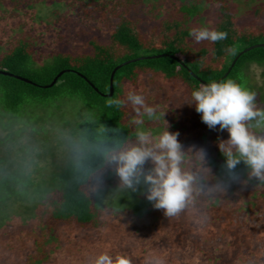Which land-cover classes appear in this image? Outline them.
I'll return each mask as SVG.
<instances>
[{
	"label": "trees",
	"instance_id": "obj_1",
	"mask_svg": "<svg viewBox=\"0 0 264 264\" xmlns=\"http://www.w3.org/2000/svg\"><path fill=\"white\" fill-rule=\"evenodd\" d=\"M211 5L218 12L213 29L226 32L227 39L194 47L190 21ZM258 21L238 25L228 0H0V32L14 22L22 33L0 39V45L6 44L3 51L0 46V264H91L94 255H115L119 246L156 251L172 264L197 259L202 264H261L264 182L250 179L243 162L235 170L239 181L229 180L219 149L229 133L219 126L209 129L190 104L191 92L218 80L240 51L264 43V17ZM70 24L85 34L81 25L104 30L106 39L94 34L84 40L87 50H56L37 64L34 52L44 42L40 28L52 26L62 39ZM143 56L152 57L136 59ZM251 66L264 72V45L241 53L220 81L232 79L254 92L264 109V86L255 87L245 72ZM115 67L113 92L105 95ZM159 76L185 99L188 119L165 108L160 111L164 116L154 120L158 128L151 130L181 128L182 167L199 177L192 200L175 217L153 207L146 185L134 192L122 187L102 154L104 145L136 140L139 127L126 104L108 107V100L125 99L127 83ZM65 102L74 106L72 117L63 115ZM42 116L53 122L42 123ZM46 129L69 137L63 151L54 141L46 148V162L38 164L33 154L41 156L39 147L53 143L42 142L49 137L39 136ZM100 178L106 184H99ZM114 191L120 201L112 199ZM247 250L256 259L244 254Z\"/></svg>",
	"mask_w": 264,
	"mask_h": 264
},
{
	"label": "clouds",
	"instance_id": "obj_2",
	"mask_svg": "<svg viewBox=\"0 0 264 264\" xmlns=\"http://www.w3.org/2000/svg\"><path fill=\"white\" fill-rule=\"evenodd\" d=\"M189 35L197 42H219L227 39V33L208 27L193 28ZM235 54V49H229ZM130 103L136 112L134 122L141 127L136 130V143L123 146L104 145L102 154L107 163L114 165L122 187L136 191L137 186L146 185V198L153 207L162 209L166 217L178 216L186 209L199 177L185 170L182 165L185 153L178 140V132H170L166 125L164 131L153 136L145 130L143 118L158 120L164 113L149 106L145 98L135 91H129L126 99H110L108 107H121ZM201 120L209 129L219 126L227 130L229 137L219 143L225 157V169L229 180L239 181L236 167L241 162L248 170L250 179L264 182V109L257 106L256 94L242 87L232 79L200 84L191 92V103ZM255 130V131H254ZM200 158L205 159L203 149ZM150 163L152 167L145 169ZM103 179H99L102 185ZM203 190V185H199ZM91 264H132L131 259L117 253L100 252L91 259Z\"/></svg>",
	"mask_w": 264,
	"mask_h": 264
},
{
	"label": "rangeland",
	"instance_id": "obj_3",
	"mask_svg": "<svg viewBox=\"0 0 264 264\" xmlns=\"http://www.w3.org/2000/svg\"><path fill=\"white\" fill-rule=\"evenodd\" d=\"M228 2L236 8L237 24L240 25L241 27H245L248 25L254 26V25L260 24L261 21H258V20H261V18L264 17V13H261V12L260 14L258 13L260 8L264 9V0H228ZM211 6L205 9L201 15L197 16L196 18L190 21L191 29L201 28V27H208L210 29H213V26L218 17V12H217L216 5L215 6L211 5ZM81 26L83 27V29L85 28V31L87 32L86 34L84 33V31L82 32V30L79 31V28L75 26L74 24H70V26L67 27L66 30H64V35L62 39L58 38L56 31L54 30V27L50 26L48 29H44L41 27L40 29L44 31V35H43L44 42L40 43L38 46V49H36L34 52V55H35L34 58L37 64L38 63L40 64L43 61H45L48 58V55L56 50H66L71 53H79V52L87 50L84 44V40L94 34H97L99 39L101 40L106 39L107 34L105 33L104 30H102L101 32H97L96 30H94V28L91 25H88V26L81 25ZM27 28L29 29V27ZM21 34L22 33H20V30L18 29L17 24L13 22V25H11V27H7L5 31L0 32V39L4 40L8 38V39L13 40L16 37L21 36ZM190 41L192 42V45L194 47H202V46L209 45L208 41L197 43L191 36H190ZM0 46L2 47L1 49L2 51L6 49L5 43H1ZM245 72L248 73L255 87L264 86V72L262 68L251 66L247 68ZM129 91H135L137 94L143 95L145 98L146 104L149 106L156 107L158 110V113H161L160 111L165 110V108H167V109H170L172 112L178 111L179 114L183 115L184 118L186 117L185 120L188 119L187 114H186L188 111V107H186V105L188 104L185 102V99L182 97L181 94L178 93L175 85L173 84L170 85V83L164 84L160 76L154 80H146L144 77H140L137 85L134 83L125 84L124 85V95H125L124 98L125 99ZM125 104L129 108V110L134 114L133 120H135L137 116H136V112L133 110L132 105L130 103H125ZM63 109L65 110L63 115H67V116L70 115L69 117H72V114H69L74 111V106L71 105V103L65 102L63 104ZM42 118L45 120V122H42V123H46L48 121L53 122L51 120H48L47 117L45 118L42 116ZM61 121H62V118L60 122ZM143 121H146L144 123L145 126H142L145 130L150 131L153 136L159 134L158 130L154 131V133L151 130L154 127H155L154 129L158 128L155 125L154 120H149L145 116L143 118ZM56 122L58 121H55V123ZM166 122L167 121L165 120V122L163 123H166ZM138 126L141 127V125H137L136 127ZM29 131H31V129ZM177 132L181 134L183 133V130L179 128ZM43 135L47 137L49 136V137L43 138ZM39 136L41 139L43 138L42 142L44 144L50 140H53V143L52 144L47 143L46 147H39V149L37 148L38 149L37 152H39L40 150V152L42 153L41 156L39 155V153L38 155L37 153L36 155L33 154L34 156H36L35 158L39 162L38 164H44L46 162V159H48L46 148L52 147L54 144V141L61 142L60 147H58L57 145V148H58L57 151H63V144L65 141V138L69 137V135L63 137L61 134H58V133H55V136H54V132L52 131V129H50L49 131L47 129L46 131L42 130V134H40ZM36 138L38 137H34V140H36ZM132 143H136V140L133 139L130 142V144ZM47 165L51 166L52 163L51 164L47 163ZM39 171H41L44 175L47 172V169L46 167L45 169L42 167ZM104 184H106V179L103 180L102 185ZM110 195L112 199L115 200V202L121 200L115 191L111 192ZM241 243H244V242L242 241ZM125 247L119 246L117 249V253H120V254L126 253V255H130L129 258L131 259L132 264H172L170 263L171 261L168 260L169 261L168 263V261H165L163 257L162 258L160 257V255H154L153 253H156V251L152 252L148 250L147 252L145 251L144 247H139V246H136V248H132V247L127 248V246ZM257 248H260V246ZM263 249L264 248L259 249L261 253L263 252ZM251 253L249 252V250H247V252H245L244 254H246L251 259H256L253 253L252 254ZM259 259L261 261V264H264V256H260ZM178 263H179V260H176L175 264H178ZM186 263L187 264H200V263L202 264L203 261H201V259H197L195 260V262H193V260H188V262ZM179 264H182V262L180 261ZM222 264H226V262H222ZM249 264H253V262H249Z\"/></svg>",
	"mask_w": 264,
	"mask_h": 264
},
{
	"label": "water",
	"instance_id": "obj_4",
	"mask_svg": "<svg viewBox=\"0 0 264 264\" xmlns=\"http://www.w3.org/2000/svg\"><path fill=\"white\" fill-rule=\"evenodd\" d=\"M259 45H264V43L255 44V45H253V46L247 47L246 49H243L242 51H240V52L236 55V57L232 60V62H231L230 65L228 66V68H227V70L225 71V73H224V74H223L218 80H216L215 82H219L222 78H224V77L228 74V72H229L230 69L232 68V66H233V64H234V62H235V60H236V58H237L241 53L245 52V51L248 50V49H251L252 47L259 46ZM148 57H152V56H143V57H138V58H136V59H140V58H148ZM136 59H132V60H136ZM127 62H129V61H126V62H124V63H127ZM117 67H118V66H117ZM117 67H115V68L113 69V71H112V73H111V75H110V80H109V91H108V93H106L105 95H111L112 92H113V87H112V76H113V73H114V71L116 70ZM3 73H5V74H9V73H7V72H3ZM18 77H19V76H18ZM19 78H21V77H19ZM24 80H26V79H24ZM55 80H56V77L52 80V82H51L49 85L53 84Z\"/></svg>",
	"mask_w": 264,
	"mask_h": 264
}]
</instances>
